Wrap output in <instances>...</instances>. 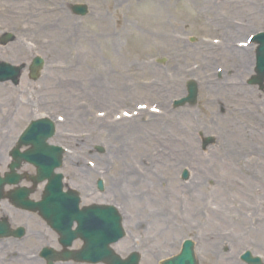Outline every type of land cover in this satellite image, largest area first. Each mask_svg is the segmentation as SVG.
I'll return each instance as SVG.
<instances>
[{"label":"rangeland","instance_id":"obj_1","mask_svg":"<svg viewBox=\"0 0 264 264\" xmlns=\"http://www.w3.org/2000/svg\"><path fill=\"white\" fill-rule=\"evenodd\" d=\"M10 5L16 12L42 7L50 15L47 23L58 25L43 33L36 27L46 19L36 13L37 21L12 14L9 26L0 18V44L12 36L0 45V63L29 67L36 57L45 63L35 80L25 71L17 84L0 83L6 87L0 95V175L9 172V154L22 132L47 118L57 128L50 143L67 150L60 170L65 187L79 191L85 205L113 201L119 208L126 234L117 253L137 252L140 264H161L191 239L198 264H245L240 260L245 251L264 263V188L247 183L264 176V85L250 82L256 65L250 38L264 31L257 11L264 0H0V10ZM76 5L87 6L89 13L76 15ZM67 14L72 23L61 17ZM63 35L68 36L64 42ZM226 46L244 49L247 56L226 57ZM190 81L199 89L197 103L174 108ZM95 92L97 102H92ZM17 98L32 109L30 116L20 115L12 102ZM135 111L145 118L139 123L141 134L111 137L108 123ZM91 118L108 123L97 127ZM206 137L215 143L203 146ZM25 173L35 175V169L25 164L19 174ZM239 177L248 185L240 187ZM98 180L104 182L101 193ZM29 184L24 177L20 186ZM43 189L31 198L39 201ZM239 210L250 212L251 222L244 219L243 228ZM0 217L14 229L23 227L28 243L18 250L11 246L14 239L0 240V264H10L14 251L32 256L37 248L54 245V235L38 214L4 200ZM210 220L216 221L211 227Z\"/></svg>","mask_w":264,"mask_h":264},{"label":"water","instance_id":"obj_2","mask_svg":"<svg viewBox=\"0 0 264 264\" xmlns=\"http://www.w3.org/2000/svg\"><path fill=\"white\" fill-rule=\"evenodd\" d=\"M74 11L78 14H85L86 8L76 6ZM11 40V36H10ZM4 41V43L9 42ZM255 42L260 46L257 53L258 74L252 80V84L262 85L264 83V34L258 35ZM43 60L36 58L32 67V78L35 80L39 71L43 67ZM22 68H13L6 64H0V82L12 80L15 84L21 74ZM189 96L178 106L186 103L195 104L197 101L198 88L194 83L188 85ZM55 132L54 125L49 121H39L31 125L28 131L22 136V145H30L32 149L25 154L18 151L13 153L15 163L11 166L13 173L5 179L0 178V201L7 196L13 203L22 209L32 212H39L40 215L51 224V226L62 236L61 242L64 246H70L75 239H81L85 242L83 252L72 255L70 252L63 254V260H76L87 262H99L112 259L113 264H137L135 258L123 261L119 256L109 249V245L118 242L124 232L121 226V218L117 211L112 208L100 207L89 211L80 212L78 210L79 198L76 192L64 194L62 192V179L60 175H55L54 170L59 168L62 163L63 150L61 148L51 147L46 144ZM213 142L211 138L205 141V146ZM29 162L37 168V176L29 178L37 186L45 180L49 181L41 202L29 200V196L34 192L26 188L19 189L16 192L5 195L3 190L6 185H17L23 177L15 175L14 171L21 167L23 162ZM188 173H184V178L188 179ZM99 188L103 190V183L100 181ZM74 223L78 224L76 231H71ZM23 230L11 232L6 220H0V237H9L17 235L21 237ZM67 238V240H65ZM109 249V251H108ZM250 264H260L259 259H252L248 254L245 257ZM167 264H197L195 259L193 244L186 242L181 254L173 261Z\"/></svg>","mask_w":264,"mask_h":264},{"label":"bare ground","instance_id":"obj_3","mask_svg":"<svg viewBox=\"0 0 264 264\" xmlns=\"http://www.w3.org/2000/svg\"><path fill=\"white\" fill-rule=\"evenodd\" d=\"M13 1L18 2V0H13ZM29 5H31L30 2H29ZM13 8H14V6L13 5H10L8 9L4 8V9H1L0 10V18L4 17L5 19H7L6 22H3L4 25L9 26L11 24V22H12L11 15L12 14H18V13L19 14L21 13L22 16H26V15L29 16L30 15L29 19L32 18L33 20H36L37 21L38 19L35 18V13H36V15H39L42 19H44V18L46 19V21L41 20V23H39V20H38V24H37L36 29L39 30V32H43L44 33L46 31V29H48L49 27H53L54 29H57L56 27H57L58 24H53L52 23L51 26H50V23H47L48 21H50V19L47 16L50 17V15H49L48 12H45V10L42 7H39L35 11V13H34V8L27 9V8H25V6H23L21 8L20 12H16ZM53 11L56 12L55 10H53ZM257 11H259L263 15V19H264V6H263V9H262V7H259V8L257 7ZM61 17L64 19V21H67V22H71L72 23V17L69 14H67L66 16H61ZM15 18H17V17H13V20ZM104 18L106 19V17H104ZM71 26H73V25H71ZM70 28H72V27H70ZM31 29H32V27H31ZM63 29L64 30H67L68 28H63ZM232 30H236V29L235 28H232ZM67 31L68 32H71L70 30H67ZM72 33H73V31H72ZM67 37L65 35H63L60 41H63L64 42V39H66ZM74 37H76V35ZM37 38H38V42L43 41V37L42 36H37ZM226 48H229L230 49V50H225L224 55H226V57H229L230 56V57H236V58H239V59H245V57L247 56V51L244 50V49L243 50H238V49H236V46H233V47L226 46ZM2 51H5V50H2ZM109 87H111V85ZM5 89H6V87L0 86V95H2L4 93ZM113 89L115 90V88H113ZM159 90L161 92H163V93L166 91L164 88H161ZM111 92H115L116 93V91H111ZM117 93H120V90H118ZM98 95H99V93H96L95 92L94 93V96L91 98V101L92 102H97V100H95V98H98ZM13 100H12V102H17V105L19 106L18 109H19L20 115H22V117L30 116V114L32 113V109H28L27 106H25V104H23L22 100H20L19 98L13 99ZM9 101H11V100H9ZM255 112L258 113L257 111H255ZM183 116H186V114L183 113ZM144 119L143 118H140V119H135L134 118V119H126L123 122H118V123L117 122H114V123L109 122L108 123L106 119H104L103 121H100L99 119L97 120V118H95V119H92L90 121V123L92 125L97 126V127H99V126L106 127L105 124L108 123L109 124L108 125L109 128H107V130L109 131L111 137H113L115 140H117V139H120V138H129V137H133L135 135L141 134V132L144 130V127H143V125H141L139 123L142 122ZM85 121H86V119H85ZM137 123L140 126H135L134 127V125H136ZM114 124H115V126H112ZM121 124L123 125V127H119V125L121 126ZM121 128H123V130H121ZM117 132H119V133H117ZM219 152H220V150H219ZM246 159H249V157L248 158L246 157ZM221 160H222V157H221V159L219 157V160L218 161L220 163L222 162ZM243 161H244V157L239 158V162L240 163H242ZM227 162L228 161L225 158L222 163H224V164L227 165ZM251 166H253V164H251V161L250 162H247V169H251V168H248V167H251ZM195 170L200 171L202 169L200 168V170L199 169H195ZM86 172H87V175H91L92 174V172L89 169H86ZM258 178H259V180H261L260 182L259 181H256V176H254V177L248 178L247 183H249L250 184L249 186H251V187L252 186H255V187H258V188H264V181L262 180L263 179V176L262 175H259ZM241 182H243V184ZM243 185L247 186L248 184L246 185V182L244 180L241 181L240 180V177H239V186L243 188ZM111 191H114V188H112ZM239 197H242V195H240V192H239ZM248 215L249 214H246V213H243L242 211H239V227H242V228L244 227V223H246L245 220H248L249 219V218H247ZM219 219H221V218L219 217ZM249 221H250V219H249ZM214 223H216V221L210 220L208 222V224L210 225V227L213 226L212 224H214ZM256 224H259V223H256ZM261 234L264 235V233H262V232H261ZM41 236H42L41 233H39L38 234V237H41ZM209 236H211V235H209ZM257 236H258V234H257ZM217 241H218V239H215L214 244ZM204 245H206V241L205 240H204L203 246ZM219 245L220 246H226V242L224 241L223 244L221 242ZM18 246H20V245H18ZM205 252H206V250H205Z\"/></svg>","mask_w":264,"mask_h":264},{"label":"flooded vegetation","instance_id":"obj_4","mask_svg":"<svg viewBox=\"0 0 264 264\" xmlns=\"http://www.w3.org/2000/svg\"><path fill=\"white\" fill-rule=\"evenodd\" d=\"M248 197H249V195H248ZM255 209L259 210L256 207H253V209L248 207V211H250V210L255 211ZM247 214H250V212ZM38 238L40 239V237H38ZM25 244H28V243H26V240L25 241L23 240L21 242L15 241V244L12 246H13V249L18 248V250H19L20 246L25 248ZM18 245H20V246H18ZM30 256H31L30 254H26L24 251H23L22 256H20L19 252L14 251V253L12 254V257L10 258V261H11L10 264H45L39 257H35L34 259H31ZM63 264H77V263H63ZM100 264H105V263H100Z\"/></svg>","mask_w":264,"mask_h":264}]
</instances>
